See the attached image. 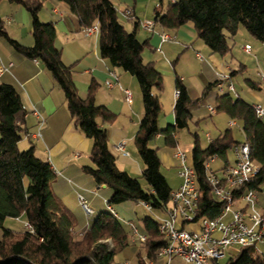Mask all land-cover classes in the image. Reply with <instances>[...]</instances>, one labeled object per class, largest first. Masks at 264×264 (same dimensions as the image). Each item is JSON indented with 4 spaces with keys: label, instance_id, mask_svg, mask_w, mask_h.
I'll return each mask as SVG.
<instances>
[{
    "label": "trees",
    "instance_id": "obj_1",
    "mask_svg": "<svg viewBox=\"0 0 264 264\" xmlns=\"http://www.w3.org/2000/svg\"><path fill=\"white\" fill-rule=\"evenodd\" d=\"M9 1L23 4L29 11L34 44L24 46L11 38L1 16L0 37L7 39L26 57L40 59L63 89L77 125L92 141L90 158L93 165L84 168L98 184H107L112 189L109 206L136 201L150 205V211L154 213L167 211L173 189L162 171L158 149L149 143L160 134L166 145L177 147V131L187 128L196 109L202 105L208 107L212 96H215L217 112H225L230 119L242 123L245 142L251 146V157L260 164L257 175L234 193L239 196L262 189L264 118L257 113L255 103L230 91L215 93L214 88L221 82L218 78L207 82L205 89L197 93L177 75L179 95L174 105L175 124L160 128L161 104L154 92L155 89L163 91L164 76L153 60L148 61L143 56L149 41L138 37L137 27L132 31L125 27L112 0H60L69 5L83 28L98 27L100 55L138 80L144 115L135 135V144L144 165L141 177L148 184L145 188L139 177L118 166L110 149L108 130L101 125L113 123L118 114L96 102L97 82H92L87 96L79 94L71 68L63 63L61 51L55 46L56 25L40 20L42 0ZM154 20L156 26L164 30H177L193 22L198 37L212 52L221 55L231 50L229 37H234L241 26L264 42V0H177L171 2L165 11L158 9ZM136 24L139 26L140 22ZM248 84L254 89L262 88L257 81L249 79ZM26 116L21 86L0 80V227L3 230L0 264H113L115 254L130 245V234L118 216L108 209L99 214L80 237L74 235L75 217L51 186L56 177L52 164L36 154L34 145L23 150L19 147L23 137L30 134ZM239 143L231 128L211 139L206 147L196 140L192 165L196 169L201 192L198 216L215 218L223 209V201L213 194L208 182L206 161L216 155L223 157L225 164L230 163L227 152ZM22 215H26L31 228L16 231L4 227L7 218H20ZM141 230L147 238L144 242L139 241L145 257L140 250L138 263L146 264L145 259L155 260L158 249L168 240L159 232L158 221L152 215L141 219ZM219 264H264V255L256 245L241 246L238 254L224 263L219 261Z\"/></svg>",
    "mask_w": 264,
    "mask_h": 264
},
{
    "label": "crops",
    "instance_id": "obj_2",
    "mask_svg": "<svg viewBox=\"0 0 264 264\" xmlns=\"http://www.w3.org/2000/svg\"><path fill=\"white\" fill-rule=\"evenodd\" d=\"M112 1L118 10L120 21L125 27L129 31L137 27L138 37L141 40L149 41V47L145 48L143 52L144 58L148 61L154 60L157 62L155 58L157 55L156 51L165 56V44H180L181 41L178 36L181 34H183L181 35L182 37H190L189 41L192 39L186 33L187 29L183 27L177 30H164L156 26L155 31L151 32L142 26V21L155 18L158 9L165 11L171 2H176L177 0H170L168 4H164V0ZM42 2L43 6L39 13L40 20L43 22H53L56 25L55 46L61 51L63 63L71 68L72 78L79 94L84 97L87 96L92 82H97L96 102L107 106L118 114L117 119L113 123H101L108 130L110 149L117 158L118 166L134 175H142L144 165L137 151L135 135L144 115V104L142 93H139L138 86L134 81L136 77L122 68L114 67L108 59L100 55L99 30L93 32L91 35H86V30L80 25L78 16L71 11L66 2L60 0H42ZM128 7L133 9V13L129 18H125L122 15V10ZM0 16L3 18L11 38L19 41L24 46H32L34 44L32 18L23 4L1 0ZM138 21L140 22L139 26L136 24ZM164 31L169 32L172 38L163 41L162 33ZM198 54L201 56L202 54L197 52V57L203 60ZM216 61L218 64V59ZM4 67H8V69L6 70L5 68L4 70ZM244 67L241 65L239 70L244 69ZM206 68L208 73L213 76V81L217 78L219 79L217 72L215 73L208 63ZM230 70L231 74L227 71L225 72L232 78L238 70ZM112 71L117 73L119 84L124 89L131 91L132 99L130 101L126 99L124 90L118 85L112 88L107 86V81L114 79L111 75ZM181 77L183 78V76ZM0 80L14 82L21 86L23 102L27 109L26 125L29 128L30 134L23 137L19 143V147L20 149H27L31 145H34L36 154L52 164L56 173V177L51 183L52 189L73 213L75 217L74 230L81 233L90 227L99 214L105 211L104 207L106 205L107 208H111L108 205V200L112 194V189L107 184H98L95 178L84 168L85 166L93 165L90 158L91 139L77 125L75 118L67 106L63 89L53 78L45 64L40 59L28 58L19 53L7 39L2 37H0ZM206 81H203V90L207 85ZM218 87L221 91L219 84L217 85ZM229 91H236L235 86L233 90L229 89L224 92ZM246 94L252 98L253 103H264V94L258 93L257 89L249 86ZM234 95L237 96L239 94L236 93ZM158 97L162 112L166 106V102L164 97L162 98L159 95ZM214 100L215 96H212L209 100V106L214 107ZM175 102L176 97L170 104V112L171 108L174 112ZM201 107L205 108L206 115L212 116L218 113L217 111H210L207 106L202 105ZM36 112L45 118L42 138H36L35 136L38 131L39 122ZM168 123V125L175 124V113L174 115H170ZM159 125H162L161 120H159ZM228 125H236V120L230 119ZM207 135L210 140L213 139L210 133H207ZM160 136L163 135L158 134L156 137L160 138ZM121 141H125L126 151L129 154L115 150L116 144ZM168 147L171 151L158 149L162 167H165L166 170L179 167V161L173 156L176 147ZM181 183L182 179L180 185ZM256 193L258 196V209L264 211V201L259 205L261 196H264V185ZM83 202H87L88 206H85ZM80 204L84 205L85 216L77 212ZM143 204L148 209L146 204ZM237 205H243V202L238 201ZM111 210L120 218V215L114 208H111ZM85 220L86 224H84ZM128 222L134 223L131 220H128ZM182 226L186 229H198L200 227L199 223H183ZM139 229L142 232L141 227ZM133 242L137 243L138 241ZM261 243L264 245V241H261ZM256 247L264 255V250L259 249L257 244ZM219 261L221 262V259ZM148 262L149 264H163L164 259H148ZM146 264L148 263L146 262ZM171 264H185V261L182 257L177 256L172 259Z\"/></svg>",
    "mask_w": 264,
    "mask_h": 264
},
{
    "label": "built area",
    "instance_id": "obj_3",
    "mask_svg": "<svg viewBox=\"0 0 264 264\" xmlns=\"http://www.w3.org/2000/svg\"><path fill=\"white\" fill-rule=\"evenodd\" d=\"M133 13L131 7L122 10V15L129 18ZM142 26L148 31H155L154 19L142 21ZM86 35H91L98 30L97 26L85 29ZM169 32L162 33L163 41L171 39ZM244 50L251 52L250 44L244 46ZM198 56L202 57L200 54ZM8 67H4V70ZM220 89L223 90L222 81L230 78L227 73H219ZM113 80L107 81V86L112 88L118 85L124 90L126 99H132L129 89H124L118 81L117 73L112 71ZM264 84V76L262 79ZM233 90L234 86L229 85ZM179 90H176V96ZM210 111L216 112L215 107L208 106ZM257 113L264 118V105L255 103ZM38 131L36 138L43 137L45 118L38 112ZM115 150L124 154L126 151L125 141L116 144ZM234 161L225 164L219 169L212 167L213 161L218 156L214 155L206 161L207 179L212 187L213 194L223 201V209L215 218L198 216L200 202V187L197 180L196 169L188 162L185 151L176 147L173 152L174 158L179 161V176L182 183L177 190L172 192L173 206H169L164 217L157 216L159 232L168 240L167 244L157 251V258L164 259L163 264H171L174 257H182L185 264H219V260L225 257L227 251L234 247L256 245L264 241V211L257 208L258 196L255 191H248L237 196L234 190L253 179L260 170V164L251 157V146L248 142H241L234 146ZM220 170V171H219ZM83 200V199H82ZM243 202L238 206L237 202ZM86 206L85 202H83ZM150 210V205L146 204ZM250 210V211H247ZM113 211V210H111ZM114 212V211H113ZM116 215V213H115ZM183 223H199L198 229H186ZM133 231V241L144 242L146 234L134 224L129 222ZM27 228L31 224L27 223ZM125 264H130L129 261Z\"/></svg>",
    "mask_w": 264,
    "mask_h": 264
},
{
    "label": "rangeland",
    "instance_id": "obj_4",
    "mask_svg": "<svg viewBox=\"0 0 264 264\" xmlns=\"http://www.w3.org/2000/svg\"><path fill=\"white\" fill-rule=\"evenodd\" d=\"M170 0H164V4H168ZM187 29L186 33L191 36L190 37H182L181 34L179 37L181 43L173 44L167 43L164 45L165 56L156 51V67L162 72L164 76V90L160 92L155 89V94L164 97L166 102V106L163 108L160 119L162 125L160 128H166L168 126V118L170 115H174V112L171 108L170 112V104L175 100L176 93V72L179 76H183L184 81L187 83L190 88L197 93H201L203 90V81L206 82L213 81V76L208 73L206 70L207 63L214 69L215 73L219 77V73H226L225 71L231 74V70H238V72L230 79L222 81L224 85V90H219L217 86L214 88V92H224L229 90V85L233 84L235 86L236 91H231L232 94L242 95L244 98L250 100L252 102V98L246 94V90L249 87L248 80H253L261 83L262 90H258V93L264 94V84L262 83V79L264 76V42H261L257 37L252 35L244 26H241L238 33L232 37H229V42L231 44V50L225 54L221 55L220 53L212 52L210 47L204 42L203 39L198 38L197 30L194 26L193 22H188L182 26ZM183 42V43H182ZM186 44V45H185ZM246 44H250L251 52H247L244 50V46ZM197 52L202 54L203 60H200L197 57ZM218 59V64L217 60ZM241 65L245 66L244 69L239 70ZM136 85L138 86L139 93L141 94L140 86L137 78H134ZM174 99V100H173ZM163 100V99H162ZM161 100V101H162ZM264 105V103H262ZM230 121V117L225 112H218L215 115L209 116L206 115V110L203 107H198L196 109L195 116L190 120L189 126L187 128H182L177 131V140L178 147L185 151L188 155V162L192 164V150L194 148L196 140H198L199 144L202 147H206L210 141L207 133L211 134V137L217 138L220 134L224 133L227 129L231 128L234 136L240 142L245 141V132L243 131L242 123L236 120V125L230 126L228 125ZM195 134L198 136L196 137ZM149 145L153 148L162 149V150H170V148L165 144V140L163 136L160 138L154 137ZM23 150V149H21ZM138 155V154H137ZM227 158L230 162L234 161V151L231 148L227 152ZM226 160L223 157H218L213 161L212 167L214 169H219L224 166ZM162 171L170 182L173 191L180 187L181 178L179 176L180 168H169L166 170L165 167H162ZM220 171V170H219ZM133 174V173H131ZM134 175V174H133ZM137 176V175H135ZM140 178L143 186L145 188L148 187V184L141 175L137 176ZM179 183V185H177ZM264 201V196L262 195L260 198L259 205H261ZM88 206V203L85 202ZM174 202L171 199L169 202V206H173ZM114 208L118 214L120 215V220L124 225L125 229L131 236L130 245L122 251H119L115 254L114 263L113 264H124L127 260L130 261L131 264H139L138 263V252L141 250L142 256L145 257V251L140 243H134L132 241L133 231L130 227L128 220H131L138 226L141 227V219L146 215H152L157 219V216L164 217L165 213H154L148 210L145 205L141 202L130 201L126 203H121L117 205L110 206ZM104 210H108L107 205L104 207ZM110 208V209H111ZM258 208V204H257ZM77 212L82 213L85 216L84 205L80 204ZM86 224V220L84 222ZM4 227L11 228L16 231H23L27 228V218L26 215H23L21 218H7L4 222ZM85 231V230H84ZM82 231V232H84ZM75 236H81V233H78L74 230ZM3 230L0 227V238L2 237ZM139 242V241H138ZM110 245L113 243L109 240ZM259 249L264 250V245L261 242L257 243ZM241 250V247L234 246L229 249L226 253L225 257L221 258V262L224 263L230 257L238 254ZM149 264L148 259H145Z\"/></svg>",
    "mask_w": 264,
    "mask_h": 264
}]
</instances>
